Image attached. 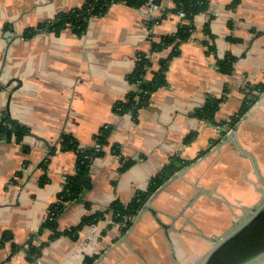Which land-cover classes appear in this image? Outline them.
Returning <instances> with one entry per match:
<instances>
[{
  "label": "crops",
  "instance_id": "0c3cea01",
  "mask_svg": "<svg viewBox=\"0 0 264 264\" xmlns=\"http://www.w3.org/2000/svg\"><path fill=\"white\" fill-rule=\"evenodd\" d=\"M206 1L207 9L194 17L191 37L168 63L165 85L151 94L148 106L134 120L129 113H115L114 106L135 91L128 76L139 54L150 58L148 80L170 57L171 48L152 53L151 43L173 35L179 27L183 17L172 12V0H161L152 11L148 5L136 9L116 3L104 16L91 18L82 35L66 29L59 36L40 32L27 40L22 38L26 29L81 6L84 0H0V115L7 112L12 121L54 147L51 154L44 142L28 135L20 142L0 139V240L4 234L11 235L0 247V264H85L88 258L103 254H107L104 264H142L126 244L114 249L112 243L121 232L110 215L85 225L75 240L65 236L53 240L36 261H28L23 251L10 254L11 242L22 246L38 233L66 178L75 173L76 154L59 148L64 134L79 147H91L102 127H112L104 156L91 164L92 187L83 197L90 208L83 202L67 204L56 221L61 232L114 202L130 203L147 190L150 179L171 158L200 160L184 181L193 183L201 173L199 184L216 193L212 199L200 198L184 217L178 215L182 201L177 200L180 208L165 205L176 200L171 194H180L178 188H188L181 181L168 188L171 194H162L153 203L165 214L157 220L154 213L143 214L130 235L134 250L145 259L150 257V242H160L162 247H157L151 262L147 258L148 264L156 260L169 264L174 240L183 244L182 239L197 237L191 224L207 237L228 230L232 217L225 202L241 209L260 201L264 102L247 120L244 117L264 92L237 123L232 122L243 106L245 88L264 84V0ZM152 20L155 23L150 25ZM206 27L214 36L215 51L210 54L204 45ZM226 55L235 58L229 75L219 73L215 65L216 58ZM225 87V100L212 122L193 116L207 99L222 98ZM112 145L119 147L121 158L110 153ZM122 161L131 164L122 170ZM41 163L46 165L44 170ZM42 177L45 182L41 183ZM50 234L44 231L36 245L46 242ZM205 247L199 250L194 244L189 253L203 254Z\"/></svg>",
  "mask_w": 264,
  "mask_h": 264
},
{
  "label": "trees",
  "instance_id": "16d2710c",
  "mask_svg": "<svg viewBox=\"0 0 264 264\" xmlns=\"http://www.w3.org/2000/svg\"><path fill=\"white\" fill-rule=\"evenodd\" d=\"M160 1L161 0H153L152 4L158 6ZM172 1L174 3L172 12L177 15H184L180 20L179 27L173 35L163 36L159 40L152 39L151 43L152 53L171 48V55L161 63L160 69L155 72L153 77L149 80L146 79V75L151 66L150 58L146 54H139L137 56L134 70L132 74L128 76V81L135 86V91L128 93L123 101L116 103L114 112L119 115L129 113L135 120L138 111L148 106L151 94L166 83L165 72L169 61L178 54L179 45L186 42L194 32V17L205 11L208 7L206 0ZM116 3H124L129 7L140 9L148 5V0H84L81 6L69 11L59 12L52 20L43 22L34 28L26 29L22 34V38L27 40L40 32L59 36L60 33L66 29H71L74 33L82 35L91 18L104 16L110 6ZM153 23H155V21L152 20L150 25ZM205 35L208 37V42H204V45L207 47V53H214V36L210 33L208 27L205 28ZM234 62L235 58L231 55H226L223 59L216 58V69L223 75H229L232 72ZM223 91L224 95L222 98L207 99L202 108L193 112V116L200 120L212 122L221 102L225 100V95L228 90L225 87ZM263 92L264 84L245 88L243 106L237 117L233 119L232 125L238 122V120L250 109L252 102L256 101ZM12 126L15 128V132L11 131L10 128ZM111 131V126L102 127L94 136L93 145L91 147H79L77 141L73 137L65 134L62 135L59 148L64 151H73L76 154L75 173L66 178L62 190L56 197V202L49 208L47 220L42 224L38 233L32 235L22 246H17L12 242L10 243L11 255L23 251L28 261H36L40 257L43 247L53 240L62 236L75 240L78 232L85 225H94L99 221H104L106 215H110L112 222L119 224L120 231L125 232L132 225L131 218L135 217L138 210H140L148 198L173 176L179 168L188 166L192 163L182 161L178 157L171 158L160 172L150 179L147 190L137 193L127 205L114 202L110 204L105 211L96 212L85 217L76 227L62 232L59 231L56 221L67 204L83 202L86 208H90V204L84 202L83 197L92 187L91 164L94 159L104 156L105 147L109 145L108 138ZM28 133V129L12 121L7 112L1 113L0 139L10 141L11 138H14L16 142H20ZM94 144L99 145L100 148L96 150ZM52 153L53 152H51V154ZM110 153L121 158L120 149L117 145L111 146ZM122 163V170L126 169L131 164L130 161H122ZM39 166L44 170L46 165L45 163H41ZM44 177H42L41 183L42 181L45 182ZM122 226L124 227L122 228ZM44 231L51 232L49 238L46 242H41L36 245L38 237L43 234ZM10 240L11 235L9 233L4 234L0 240V247ZM263 250L264 212L242 232L221 247L213 255L208 264H239ZM97 258L98 256L88 258L85 264H92Z\"/></svg>",
  "mask_w": 264,
  "mask_h": 264
},
{
  "label": "water",
  "instance_id": "95a60500",
  "mask_svg": "<svg viewBox=\"0 0 264 264\" xmlns=\"http://www.w3.org/2000/svg\"><path fill=\"white\" fill-rule=\"evenodd\" d=\"M264 102V94L263 96L252 106V108L246 113V116L244 117L245 120L248 118L247 116L252 115V113L256 110L259 109V106ZM12 132H15V128L12 126L11 128ZM229 130V128H226ZM236 129L231 132L229 136L226 137L227 142L232 141V136L234 135ZM30 137L39 139L42 141L40 138H37L33 134H27ZM46 144V147L49 152L53 151L54 147L48 146V144L45 141H42ZM203 160L206 159V157L201 158ZM200 160H197L196 162H192L188 166L179 168V170L171 176L162 186H160L149 198L148 200L144 203V205L140 208L141 211L139 213V218L138 221L140 220V217L143 214H153L156 217V220L159 216V214H165V212L161 211L160 209L156 208L153 203L162 195V194H171L168 191V188L176 181H181L183 184H185L188 188L185 189V191L191 190L192 193H190V196L187 197V194L183 189L179 191V188L177 189L178 192H181L180 194L174 193L171 194L176 200H171L165 202V205L170 206L169 208H174L175 204L173 201H175L177 204V200L182 201L184 204L181 206L180 210L178 211V215L180 217H184V213L187 209H190L193 211V206L198 202V200L202 197H207L212 199L213 195L216 193L215 190H206L204 187H202L199 182L198 178L195 177L194 182H188L184 181V176L187 172H190L193 168H195L199 164ZM261 193V198L260 201L252 206L251 208H248L249 210H246V208L241 207V215L235 214L233 209L230 207L228 202H225V205L227 206V209L229 210L231 214V224L230 227L234 225V223L242 218L244 215H248V217L239 225H236L234 228H232L228 233H226L224 236L220 238H215L213 236L207 237L205 236L194 224L193 225L194 229L198 232V234L210 242V247L207 249V251L202 254L201 260L197 264H208L210 259L213 257V255L221 248L223 247L227 242H229L231 239H233L236 235H238L240 232H242L251 222H253L261 213L264 212V190L259 191ZM182 195H185L182 197ZM179 205V204H178ZM167 208V207H166ZM168 209V208H167ZM187 222L190 223V220L186 218ZM137 221V222H138ZM185 226V225H184ZM185 228V227H184ZM132 231V229L129 231V233L125 234L122 240H120V245L124 243L130 244L129 241V234ZM119 246V245H118ZM113 249V248H112ZM134 250V249H133ZM135 254L139 257V259L142 261V264H148L146 259L136 250H134ZM107 256V254L101 255L97 260H95L92 264H104V258ZM156 257V256H155ZM171 261L169 264H180L177 259H174V257L171 255ZM157 264H159L158 260L155 261ZM239 264H264V250L247 260L239 263Z\"/></svg>",
  "mask_w": 264,
  "mask_h": 264
},
{
  "label": "rangeland",
  "instance_id": "374dc122",
  "mask_svg": "<svg viewBox=\"0 0 264 264\" xmlns=\"http://www.w3.org/2000/svg\"><path fill=\"white\" fill-rule=\"evenodd\" d=\"M200 175H201V173H199ZM200 175L198 176V179H199V177H200ZM204 175H205V172H204ZM197 178V177H196ZM199 182V181H198ZM188 191H190L191 192V190H188ZM188 191H185L186 193H188ZM189 194V193H188ZM174 202V204H175V206H176V208H178L179 207V205L175 202V201H173ZM230 205V204H229ZM230 207L233 209V211L234 212H236V213H238V214H241V209L239 208V206H237V205H230ZM180 208V207H179ZM226 208H227V206H226ZM251 208V207H250ZM228 210V209H227ZM246 210H249L248 208H246ZM140 211H141V209L140 210H138V212L136 213V215H135V217L134 218H131V220H132V225H131V227L130 228H128L125 232H123V231H120L121 233H120V237L118 238V239H116L113 243H112V245L114 246V249H118L119 248V246H120V240H122V238L124 237V235L125 234H127V233H129V231L132 229V231L130 232V234H129V241L131 240L130 239V235L131 234H133L134 232H136V227L138 226V224H140L139 222H140V220L138 221V218H139V213H140ZM229 211V210H228ZM248 217V215L246 214V215H244V216H242V218H240L239 220H237L235 223H234V225L232 226V227H230V228H228V230L226 229V231H224V232H218V233H215V235L213 236V237H215V238H220V237H222V236H224L226 233H228L232 228H234L236 225H239V224H241L246 218ZM138 221V222H137ZM144 221H146V219L143 217V220H142V222H144ZM160 222V221H159ZM145 223V222H144ZM118 226H119V224H117ZM145 225H149V224H147V223H145ZM157 226L158 227H161V225L160 224H157ZM124 226H122V228H123ZM119 228H120V226H119ZM150 229H152L151 227H149ZM121 230V229H120ZM197 233V237L196 238H189V239H185V240H187V241H183V239H182V242H183V244H180V243H177L175 240H174V245H172V250H173V253H174V259L175 258H177V260L179 261V263L180 264H197L200 260H201V258H202V252H201V254H198V253H196V252H194V253H196V254H191V253H189V250L191 249V247L193 248V246H194V244H197V246H198V248H199V250L200 249H202V246H204V244L206 245V247L203 249V250H201V251H204L205 249V252L207 251V249L210 247V242H208L207 240H205L204 238H202L199 234H198V232H196ZM153 235H154V232H149V236H148V238H150L151 239V237L152 238H154L153 237ZM156 237V236H155ZM168 239H169V237H168ZM152 240V239H151ZM155 240L156 239H154V240H152L150 243H152L151 245L149 244L148 245V252L150 253V257H147L148 258V260H149V262H151V259H152V257H154L155 258V255L156 254H158V248L157 247H162L161 246V244H160V242H159V244H155ZM173 242V241H172ZM124 244H126V246L128 247V249L131 251V253L133 254V255H135V257H137V258H139L136 254H135V252H134V248H133V242L131 243V241H130V244H128V243H124ZM119 245V246H118ZM205 252H203V254L205 253ZM147 258H146V260H147ZM189 259L191 260L190 262H189ZM148 260H147V262H148ZM148 262V263H149ZM154 264H155V262H154ZM160 264V263H159Z\"/></svg>",
  "mask_w": 264,
  "mask_h": 264
},
{
  "label": "built area",
  "instance_id": "2783aa9c",
  "mask_svg": "<svg viewBox=\"0 0 264 264\" xmlns=\"http://www.w3.org/2000/svg\"><path fill=\"white\" fill-rule=\"evenodd\" d=\"M152 1H153V0H148V6H149V8H150L151 11L154 10V9L156 8V6L152 4ZM180 16L183 17L184 15L181 14ZM0 116H1V115H0ZM94 146H95V149H96V150H98V149L100 148L99 145H97V144H94Z\"/></svg>",
  "mask_w": 264,
  "mask_h": 264
},
{
  "label": "flooded vegetation",
  "instance_id": "af4514ba",
  "mask_svg": "<svg viewBox=\"0 0 264 264\" xmlns=\"http://www.w3.org/2000/svg\"><path fill=\"white\" fill-rule=\"evenodd\" d=\"M257 218H258V217H257ZM257 218H256V219H257ZM251 223H252V222H251ZM251 223H250V224H251Z\"/></svg>",
  "mask_w": 264,
  "mask_h": 264
}]
</instances>
